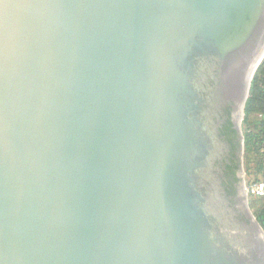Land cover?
<instances>
[{
	"label": "water",
	"instance_id": "water-1",
	"mask_svg": "<svg viewBox=\"0 0 264 264\" xmlns=\"http://www.w3.org/2000/svg\"><path fill=\"white\" fill-rule=\"evenodd\" d=\"M263 60L264 0H0V264H264L242 165Z\"/></svg>",
	"mask_w": 264,
	"mask_h": 264
},
{
	"label": "trees",
	"instance_id": "trees-1",
	"mask_svg": "<svg viewBox=\"0 0 264 264\" xmlns=\"http://www.w3.org/2000/svg\"><path fill=\"white\" fill-rule=\"evenodd\" d=\"M245 148L256 156L258 170L264 166V60L252 80L245 108ZM253 181H260L254 179ZM257 218L264 227V196L258 197Z\"/></svg>",
	"mask_w": 264,
	"mask_h": 264
},
{
	"label": "flooded vegetation",
	"instance_id": "flooded-vegetation-1",
	"mask_svg": "<svg viewBox=\"0 0 264 264\" xmlns=\"http://www.w3.org/2000/svg\"><path fill=\"white\" fill-rule=\"evenodd\" d=\"M221 139L227 143L228 149L226 156L222 158V167L224 172L223 186L229 197L232 199L238 195L241 183V158L240 145L241 141L239 133L235 128V123L232 118L231 110L225 109V119L219 127ZM244 187L246 189V182L244 180Z\"/></svg>",
	"mask_w": 264,
	"mask_h": 264
},
{
	"label": "rangeland",
	"instance_id": "rangeland-1",
	"mask_svg": "<svg viewBox=\"0 0 264 264\" xmlns=\"http://www.w3.org/2000/svg\"><path fill=\"white\" fill-rule=\"evenodd\" d=\"M245 114L242 120V130L243 134L245 136ZM245 144V142H244ZM242 165H243V179L246 182V185L251 183L254 179L264 181V166L258 170V164L256 160V156L254 153L249 152L246 150L244 146V151H243V160H242ZM249 198V206L250 209L252 210V213L257 217V206L258 204H254L255 200H258V197L255 195H248Z\"/></svg>",
	"mask_w": 264,
	"mask_h": 264
},
{
	"label": "built area",
	"instance_id": "built-area-1",
	"mask_svg": "<svg viewBox=\"0 0 264 264\" xmlns=\"http://www.w3.org/2000/svg\"><path fill=\"white\" fill-rule=\"evenodd\" d=\"M248 195H255L257 197L264 196V181H252L246 185Z\"/></svg>",
	"mask_w": 264,
	"mask_h": 264
},
{
	"label": "bare ground",
	"instance_id": "bare-ground-1",
	"mask_svg": "<svg viewBox=\"0 0 264 264\" xmlns=\"http://www.w3.org/2000/svg\"><path fill=\"white\" fill-rule=\"evenodd\" d=\"M241 118H242V115H241Z\"/></svg>",
	"mask_w": 264,
	"mask_h": 264
}]
</instances>
